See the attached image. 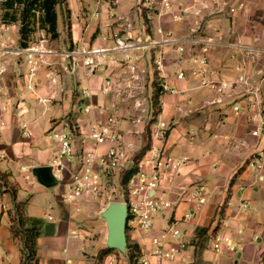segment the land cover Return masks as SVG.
Here are the masks:
<instances>
[{
  "label": "crops",
  "instance_id": "1",
  "mask_svg": "<svg viewBox=\"0 0 264 264\" xmlns=\"http://www.w3.org/2000/svg\"><path fill=\"white\" fill-rule=\"evenodd\" d=\"M96 8L95 0H70L68 24L59 15V38L45 37L25 49L19 46L17 25L0 28V64L5 68L0 74V171L9 174L17 187L18 201L28 202L27 215L43 221L40 263L97 264L100 251L108 248L107 223L101 217L104 202L85 199L72 205L64 196L82 151L97 150L101 156L110 147H97L89 135L90 125L107 124L115 117L130 152L126 169L104 177L113 191L122 190L125 173L153 144L152 130L159 120L166 121L170 131L165 141L156 144L185 161L174 180L164 179V200L170 206L156 218L154 229L147 234L127 231L129 241L140 247L141 264H264V166L253 164L264 137L252 134L261 123L264 102V0H182L183 20L170 13L160 16L152 6L146 12L151 28L131 4L104 7L101 18L93 15ZM110 10L132 21L109 19ZM115 35L135 43L138 80L121 63L123 53L114 49ZM192 37L213 39L211 73L206 77L226 78L232 87L225 96L203 87L202 76L193 73L198 67L193 57L200 54V47L192 50L189 45L185 53L178 52V43ZM83 46L105 49L102 64L73 67L67 53ZM160 55L165 58L164 73L155 64ZM33 67L37 68L34 77ZM182 70L187 77L180 80L176 72ZM31 80L36 82L35 90L28 87ZM164 81L177 92H163ZM157 87L161 93L156 106ZM86 92L91 96L86 97ZM236 106L241 107L239 112ZM23 125L30 137L24 136ZM54 127L74 135L75 154L67 160L65 180L49 189L53 185L43 184L34 171L50 167L58 150L48 137ZM96 169H101L99 159ZM37 181L42 189H35V195L19 191L31 189ZM195 188L203 189L205 203L188 200ZM14 212V199L4 186L0 188V264L22 262V243L11 232ZM169 229L178 230L179 236L165 246L176 247L178 255L174 261H162L151 241ZM218 235L229 239L222 252L213 248ZM113 256L108 254L102 264Z\"/></svg>",
  "mask_w": 264,
  "mask_h": 264
},
{
  "label": "built area",
  "instance_id": "2",
  "mask_svg": "<svg viewBox=\"0 0 264 264\" xmlns=\"http://www.w3.org/2000/svg\"><path fill=\"white\" fill-rule=\"evenodd\" d=\"M159 1V15L164 16L166 14H174L176 20H183L184 9H182V0H157ZM196 1V0H194ZM97 8L94 10L93 15L96 18H101L104 7L108 10L113 5L118 4H131L136 7L139 12L145 10L150 11L152 4L156 3V0H96ZM244 6V3L241 4ZM177 9V10H176ZM236 9H232L234 12ZM108 13L109 19H114L116 22L121 23L125 17L120 16L117 12L110 10ZM183 11V12H182ZM199 15L200 12L196 11ZM160 33H163L162 28L159 29ZM115 47L114 49L123 53V59L121 63L126 66L130 73H133V80H138L139 75H136L137 66L135 58L133 56V50L136 48L135 43L130 38L122 37L121 35L114 36ZM177 50L179 53H185L187 47L194 49V47H200V54L194 55L193 61L197 64V70L193 73L195 75L202 76L201 85L210 89L212 92L225 96L227 90L230 89L231 83L224 77L218 79H209L206 77L210 70V53L213 45L215 44L213 39L192 37L185 39L178 43ZM24 51V50H23ZM105 53V49H87L86 47H80L73 49L67 53V56L72 58V66L78 67L84 65L90 68H95L102 64L101 56ZM46 63V61H43ZM156 68L159 72H165V58L160 55L156 61ZM5 71L3 65L0 64V74ZM37 68L31 69V76L37 75ZM176 77L180 80L186 79L187 75L185 71L176 72ZM166 78V77H165ZM111 84L107 82V86ZM28 87L31 90H35L36 82L29 81ZM163 92L176 93L177 90L170 88L166 81L161 83ZM255 96L258 93L254 92ZM91 94L86 92V97H90ZM42 102H48L47 99H42ZM218 102H222L219 98ZM142 102H138L137 106L141 107ZM261 123L257 126L252 134L255 137H264V102L261 103ZM90 106L86 107V110ZM236 111H240L241 107L236 106ZM0 125H3L0 119ZM23 134L26 137H30L31 133L27 125H23ZM170 131V125L164 121L159 120L152 130L153 144L146 147L141 161L134 164L137 166V172L131 177L127 185H123L121 191H113L109 188L106 179L110 174L118 169H126V165L129 161V148L124 140V136L116 128V118L110 117L107 124L93 123L89 128L90 138L98 146L109 144L110 147L107 152L101 156L96 151L83 150L80 156L79 165L77 170L72 174V177L68 183L67 192L64 196V200L72 205H79V203L85 199H94L97 201H105L117 197L120 199V194L123 196V203L128 206V220L127 228H133L141 233H150L154 229L156 218L159 214L167 209L170 205L164 200L163 182L165 177L169 180H174L177 173L181 170L185 161L183 159L174 157L167 154L163 148L156 144V141H165ZM48 137L51 141L58 145V150L54 154L50 167L52 168L53 175L58 182L65 180V173L67 171V160L75 154L74 135L65 130L57 127L52 128ZM2 133L0 132V144L2 143ZM148 157V158H147ZM99 159L101 169H96V163ZM253 164L259 168L264 166V143L261 146L259 152L253 158ZM149 168V169H148ZM151 168V170H150ZM126 174V173H125ZM125 176V175H124ZM123 176V180H124ZM186 193H189L187 191ZM188 200H195L198 203L203 204L207 201L206 196L202 188H195L193 192L188 195ZM246 207L248 206L245 205ZM179 231L176 229H169L162 231L159 235L152 238V244L154 245V253L160 260L174 261L178 255L176 247L167 249L166 244H170V238H177ZM229 243V239L223 236H216L213 242V248L217 252H222L223 246ZM116 259L113 258L108 264H114Z\"/></svg>",
  "mask_w": 264,
  "mask_h": 264
},
{
  "label": "trees",
  "instance_id": "3",
  "mask_svg": "<svg viewBox=\"0 0 264 264\" xmlns=\"http://www.w3.org/2000/svg\"><path fill=\"white\" fill-rule=\"evenodd\" d=\"M70 0H2L1 9L2 23L5 25L19 23L21 48H29L35 41L34 37L38 30H43L52 39H58L60 7L69 3ZM69 11V9H67ZM160 89L157 88L154 104L157 106ZM143 154V153H142ZM139 162V158L136 160ZM137 172V166L129 169L123 180L127 185L131 177ZM7 187L15 202V212L12 215L11 232L13 238L22 243L21 264H41L38 258V238L42 233L43 221L30 217L26 213L28 202L18 201L17 187L10 183L9 174L0 171V188ZM127 254L130 264H140L141 250L137 244H133L128 238ZM111 253L118 254L109 248L100 251L97 264H102L104 258Z\"/></svg>",
  "mask_w": 264,
  "mask_h": 264
},
{
  "label": "water",
  "instance_id": "4",
  "mask_svg": "<svg viewBox=\"0 0 264 264\" xmlns=\"http://www.w3.org/2000/svg\"><path fill=\"white\" fill-rule=\"evenodd\" d=\"M34 174L47 186L56 183L51 167H40L34 171ZM101 217L107 223V247L125 255L128 248V206L122 202L109 203L101 212Z\"/></svg>",
  "mask_w": 264,
  "mask_h": 264
},
{
  "label": "rangeland",
  "instance_id": "5",
  "mask_svg": "<svg viewBox=\"0 0 264 264\" xmlns=\"http://www.w3.org/2000/svg\"><path fill=\"white\" fill-rule=\"evenodd\" d=\"M96 1V0H95ZM159 1H157L156 0V3H154V4H152V6H154L155 8H159V3H158ZM1 3H2V0H0V28L3 26V25H5V24H3L2 23V14H3V11H2V9H1ZM129 4V3H128ZM125 5V3H122V4H118V5H113L114 7H118V6H124ZM68 6H69V3H67V4H65V5H63V7H60V9H59V11L61 12V14L63 15V19H62V21L64 22V24H68V22H67V18H68V11H67V9H68ZM96 6H97V2H96ZM112 6V7H113ZM133 8H135L134 6H133ZM151 8V7H150ZM151 10V9H150ZM139 12V11H138ZM147 10H145V11H143V12H139V16H143L144 17V20H145V25H146V27L147 28H151V23H149V21H150V19L149 18H147ZM94 13V12H93ZM136 13V12H135ZM146 13V14H145ZM119 14V13H118ZM171 14V13H170ZM120 16H122V17H124V15H123V13H120L119 14ZM123 21H127V23H130L131 21H132V19L131 18H124V20ZM14 25H17L18 27H19V29H20V25H19V23H16V24H14ZM128 25V24H127ZM148 30V29H147ZM50 38L47 34H46V32L45 31H43V30H38L37 32H36V34H35V37H34V39H35V41H37V40H39V39H43V38ZM157 88H159V87H157ZM42 186H40V183L37 181V183H36V185L34 186V187H32L31 189H26V188H24V189H19V191H21V193L23 194V193H28L29 195H35L36 193H37V191H35V189H42L41 188ZM53 188H55V185H53V186H50V188L49 189H53ZM49 189H47L46 190V188L44 189V190H46V191H49ZM29 195H27L28 197H29ZM104 202V205H105V208L108 206V204L109 203H112V202H122L123 203V196L120 194V199H118L117 197H113L112 199H107V200H105V201H103ZM128 249V248H127ZM128 251V250H127ZM118 252V254H115L114 253V258L117 260V263L116 264H130L129 263V258H128V254H127V252H126V254L124 255V254H122L121 252H119V251H117ZM115 255H116V257H115ZM140 263V262H139ZM141 264V263H140Z\"/></svg>",
  "mask_w": 264,
  "mask_h": 264
}]
</instances>
